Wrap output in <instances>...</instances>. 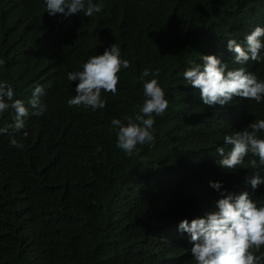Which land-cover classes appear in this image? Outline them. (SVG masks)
<instances>
[{"label":"trees","instance_id":"16d2710c","mask_svg":"<svg viewBox=\"0 0 264 264\" xmlns=\"http://www.w3.org/2000/svg\"><path fill=\"white\" fill-rule=\"evenodd\" d=\"M92 2L103 8L89 18L83 12L51 16L44 0H0V82L11 84L14 98L29 109L15 137L23 148L0 135V264H195L171 240L160 245L161 236L170 239L160 222L213 212L219 195L252 189L257 174L264 179V166L248 163L251 154L246 167L221 172L219 191L208 178L210 165L221 159L216 149L232 147L223 144L224 136L264 119V101L221 108L227 122L215 126L183 73L202 64L201 49L219 50L229 70L244 67L228 59L227 41L240 42L264 27V0ZM115 43L130 62L121 67L117 93L102 90L103 109L69 107L79 81L68 74ZM145 68L158 69L159 77L142 80ZM247 71L264 81V62ZM151 79L169 107L153 116L154 143L128 156L116 147L111 121L134 118ZM35 86L43 87L40 100L47 105L40 117L29 103ZM12 114H0V128ZM258 187L259 206L264 184ZM255 255L264 264V246Z\"/></svg>","mask_w":264,"mask_h":264},{"label":"clouds","instance_id":"9594fccd","mask_svg":"<svg viewBox=\"0 0 264 264\" xmlns=\"http://www.w3.org/2000/svg\"><path fill=\"white\" fill-rule=\"evenodd\" d=\"M46 12L51 16L62 14L70 17L83 12L86 17L102 11V4H94L92 0H44ZM264 27L257 26L245 39L238 42L235 39L227 41L230 51L228 59L244 65L229 70L219 50L201 49L199 59L202 64L192 63L183 73L187 84L193 87L192 93L200 104L211 113L209 123L224 127L227 117L220 110L233 102L248 101L261 103L264 101V81L258 79L255 73L247 71L255 62H264ZM5 61L0 59V64ZM121 67L128 69L130 62L121 58V50L117 43L111 45L102 55L92 56L82 65V71L70 72V81H79L76 94L67 100L69 107L84 106L93 110L103 109L107 101L102 97L104 92L115 95L120 83ZM159 77L160 72L150 68L142 71L141 79L149 76ZM144 101L133 117L112 119L113 129L117 131L116 147L126 155H133L138 145L154 143L153 116H162L169 107L163 88L157 79H151L143 84ZM44 94L42 86H35L30 100L32 115L40 117L47 111V105L40 97ZM14 89L7 81L0 82V114L11 111V123L0 128V135L11 137L10 144L23 148V144L15 138L25 127L24 118L29 115V109L24 102L14 98ZM243 131L225 135L223 144L232 146L229 151L225 147L216 149L221 159H215L210 165L208 178L210 186L219 191L221 183L216 182L221 172L239 170L248 163L252 168L264 166V138L259 134L264 132V119L253 120ZM24 137H27L25 132ZM249 174L246 175L244 182ZM252 189H244L239 195L222 194L216 197L210 209L202 214L177 219L175 215L170 220L160 222L161 232L170 239L160 237V245L167 247L172 242L176 252L187 249L191 262L195 264H262V258L255 255L264 246V202L258 206L255 194L258 187L264 184L258 174L250 179Z\"/></svg>","mask_w":264,"mask_h":264}]
</instances>
